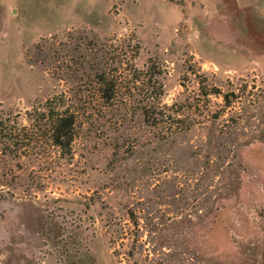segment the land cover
<instances>
[{
	"label": "rangeland",
	"instance_id": "1",
	"mask_svg": "<svg viewBox=\"0 0 264 264\" xmlns=\"http://www.w3.org/2000/svg\"><path fill=\"white\" fill-rule=\"evenodd\" d=\"M241 11L234 0H0V264H264V28ZM111 54L118 96L147 97L131 65L155 68L163 103L200 115L192 145L236 132L220 173L189 178L161 158L162 173L132 185L147 163L138 145L118 158L86 145L100 108L81 115L71 154L50 144L47 101L99 99L85 72Z\"/></svg>",
	"mask_w": 264,
	"mask_h": 264
},
{
	"label": "trees",
	"instance_id": "2",
	"mask_svg": "<svg viewBox=\"0 0 264 264\" xmlns=\"http://www.w3.org/2000/svg\"><path fill=\"white\" fill-rule=\"evenodd\" d=\"M135 48L138 51V46ZM74 50L66 48L64 52L69 54ZM94 59L93 69L87 70L85 74L87 79H92V86H96L99 99L59 100L54 97V99H49L45 106L43 105L46 112L44 115L48 119L49 142L53 147H56L62 155L71 154L73 145L77 144L76 141L79 137L78 129L82 126L81 115L85 118V115L87 113L90 115L91 112L93 116L94 112L100 108L101 114L106 117L94 119L92 127L84 132L88 137L86 145H111L113 146L112 154L116 158L125 155L122 145H138L137 157L144 156L147 163L141 164L140 174L138 172L140 168L137 167L138 165H134L136 173L135 178H131L132 185L137 182L138 178L147 176L149 173L152 174L153 170H156L157 174L162 173L163 166L167 165L168 162H160L161 158H173L175 161L173 167L176 170L174 172L189 178H196L198 175L203 176L204 174L209 175V173L210 175L211 173L214 175L220 173V164L217 161L222 159L226 153H230L224 144L228 142L232 144L237 141L238 136L235 131L229 133L231 137H225L224 133L213 129L201 138V142H208L210 145H192V124L196 120L194 118L200 115L192 111L190 106L185 105L183 107V102L176 101L172 105L163 103L161 97L165 94V85L160 71L156 72L155 68H148L145 72L136 64H132V87L139 90L140 94L143 92L148 96L142 99L137 97L128 99L125 96H118L123 89L119 79L112 73V68L120 62L115 59L113 54L108 58L100 55ZM212 92L216 95L222 94L218 90ZM202 95L205 94L202 93ZM233 98L234 95H232ZM224 99L226 104L232 103V99L227 95H224ZM176 114H181L184 118L180 121ZM105 118H108L109 121L106 122ZM212 120H217V117ZM112 121L117 122L115 129L111 128ZM183 123V127L178 128V130L174 129V125ZM99 129L107 134V137L98 138ZM97 141L98 144H95ZM195 148H197L196 151ZM200 157L205 158V163H201ZM213 157L216 162L211 165ZM118 164L116 168L120 172L124 170L123 167L130 168L132 166L124 164V162ZM165 186L173 188L172 182L164 181L160 187ZM152 195L153 193L150 194V198ZM146 220L152 226L148 217ZM185 221H181L182 224L186 223ZM182 226L179 225V228H185ZM181 229L179 233L182 232ZM152 230L153 227H148V231L153 232Z\"/></svg>",
	"mask_w": 264,
	"mask_h": 264
},
{
	"label": "crops",
	"instance_id": "3",
	"mask_svg": "<svg viewBox=\"0 0 264 264\" xmlns=\"http://www.w3.org/2000/svg\"><path fill=\"white\" fill-rule=\"evenodd\" d=\"M239 7V9H243L241 12H248L253 18L254 23H258V30L261 29L260 24L262 23L264 28V17H262V13L264 10H261L262 5L264 4V0H234ZM252 7V9L248 8Z\"/></svg>",
	"mask_w": 264,
	"mask_h": 264
}]
</instances>
